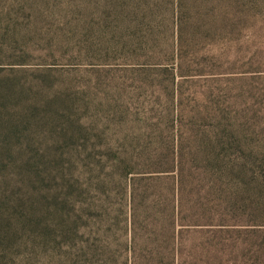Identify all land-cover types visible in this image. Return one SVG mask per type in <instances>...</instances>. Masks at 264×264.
<instances>
[{
	"label": "rangeland",
	"instance_id": "1",
	"mask_svg": "<svg viewBox=\"0 0 264 264\" xmlns=\"http://www.w3.org/2000/svg\"><path fill=\"white\" fill-rule=\"evenodd\" d=\"M246 3L229 20L206 15L179 76L172 64L158 72L138 70L120 49L100 51L111 37L100 0H0V77L9 81L17 101L10 110L22 114L26 105L38 104L40 177L20 184L27 190L26 206L42 207V227L48 225L38 256L8 264L64 262L55 197L72 174L82 181L88 177V161L75 169V158L61 160L66 151L173 144L206 150L221 140L230 146L235 183L264 188V0ZM21 51L25 58L12 57ZM180 133L185 139L179 143ZM243 165L247 172L239 170ZM245 204H236L234 220L264 228V208L250 206L259 210L253 212ZM244 256L233 255L230 264H246Z\"/></svg>",
	"mask_w": 264,
	"mask_h": 264
},
{
	"label": "trees",
	"instance_id": "2",
	"mask_svg": "<svg viewBox=\"0 0 264 264\" xmlns=\"http://www.w3.org/2000/svg\"><path fill=\"white\" fill-rule=\"evenodd\" d=\"M100 1L107 18L104 27L111 33L100 51L120 49L138 70L158 72L172 64L177 73L188 45L198 44L195 36L206 15L229 20L240 4L249 2ZM23 51L12 57L25 58ZM9 85L0 77V264L26 254L38 256L48 226L42 227V207L26 206L27 190L20 184L40 177L38 104L26 105L22 114L11 112L9 106L17 101ZM180 121L185 124L181 116ZM184 139L183 133L176 135L179 143ZM219 141L206 150L173 144L62 153V161L75 158V169L88 161L86 181L72 174L55 197V224L66 249L62 264H230L240 253H245L246 264H261L264 228L235 221L232 210L239 202L264 208V188L249 190L235 183V168L227 161L230 146ZM16 174L24 176L16 181Z\"/></svg>",
	"mask_w": 264,
	"mask_h": 264
}]
</instances>
